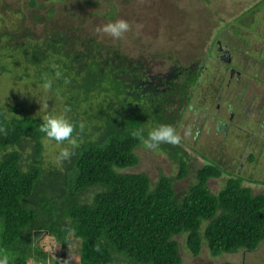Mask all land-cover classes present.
Segmentation results:
<instances>
[{
  "label": "trees",
  "instance_id": "trees-1",
  "mask_svg": "<svg viewBox=\"0 0 264 264\" xmlns=\"http://www.w3.org/2000/svg\"><path fill=\"white\" fill-rule=\"evenodd\" d=\"M23 1L33 10L27 17L49 24L36 32L3 17L0 76L25 78V87H37L46 73L53 80L47 90L51 102L62 110L67 105L68 117L84 127L75 130L80 143L68 159L60 165L45 163L40 116L23 113L20 101L0 104V247L8 251L10 264H27L30 257L52 259L36 242L40 232L59 243V259L67 257L68 237L79 238L78 264H180L178 235L195 257L202 241L212 256L257 249L264 240V192H252L240 176H228L212 192L206 183L223 170L205 162L179 195L172 183L186 175L188 158L180 142H162L157 148L177 163L173 175L160 174L152 182L144 172L121 171L138 163L135 150L141 145L127 130L141 125L147 130L158 122L176 126L177 109L169 113L166 106L176 95L188 101L201 66L186 65L179 84L167 81L166 98L165 93L159 98L135 93L149 79L144 71L148 61L133 60L118 41L64 28L53 20L52 8L37 12L44 8L39 0ZM10 3L3 5L9 8ZM21 7L14 12L23 18ZM104 14L113 18L114 4ZM168 53L158 68L175 66ZM58 69L62 76L55 78Z\"/></svg>",
  "mask_w": 264,
  "mask_h": 264
},
{
  "label": "rangeland",
  "instance_id": "rangeland-1",
  "mask_svg": "<svg viewBox=\"0 0 264 264\" xmlns=\"http://www.w3.org/2000/svg\"><path fill=\"white\" fill-rule=\"evenodd\" d=\"M16 1L0 0V29H3L1 26L3 17L13 19L16 24L28 25L36 32L49 24L34 23L32 18L26 16H30L29 13L33 14L32 8L26 7L23 0L19 4H16ZM256 1L259 0H100L99 3L83 5L82 0H39L44 4V8H37V12L43 15L47 8H52L53 20L64 28L68 25L71 26L70 29L76 31L77 27V32L85 31L107 41L109 39L118 41L130 58L141 63L148 61L144 63L146 67H158L160 57L167 55L168 52L170 54L168 58L174 59L171 62L177 65L182 62L184 67L194 65L197 61H204L206 68L201 76L204 79L197 82L190 103H185L176 120V126L173 124L181 137L180 143L184 146L188 158L186 175L174 179L172 186L180 195L195 180L196 169L203 163L211 161L220 166L223 172L219 177L208 179L206 185L210 191H218L228 176L238 175L244 185L251 187L252 192L263 193L264 125L260 126L259 123L264 114V59L259 62V59L248 57L247 52L258 57L256 51L264 48L263 40L260 38V34L264 32L262 10L264 8L261 7L258 13L253 12L254 7L245 9ZM8 2H11L10 7L5 8L3 4ZM110 3L114 4L116 15L109 19L123 18L130 25L129 30L121 38L113 39L100 30V26L108 20L104 13ZM17 7L23 9V18L21 14L14 12ZM69 10L76 16L68 17ZM250 24L252 26H249ZM213 32L221 39L230 36L233 43L231 45H234L232 48L234 58L249 77L255 79L253 74L258 76V81L251 80L258 85L257 94L253 91H244L239 96L237 93L241 92V86H238L240 80L229 78L223 75L222 71L217 72L218 69H222L220 60L208 54L211 50L210 42L214 37ZM212 51L217 50L213 48ZM241 77L243 78V75ZM25 80L28 81L25 78L15 79L8 74H2L0 104L10 105L14 100L20 101L23 113L29 112L38 116L45 111H62L55 102H51L50 93L41 85L34 87L30 84L25 87ZM252 93L256 96L252 97ZM45 97L47 107L44 104ZM226 102H231L233 106L234 116L231 121L227 119L229 113L226 110ZM216 103L219 105L216 106ZM176 105L173 103L169 106L168 112L176 108ZM246 113H249V116H246ZM219 118L227 121L230 127L228 126L226 130L217 127L215 121ZM43 144L45 163L51 161L55 165L54 154L66 145L47 139ZM135 153L138 156V163L121 171L144 172L152 182L160 174L173 175L178 171L177 163L161 150H149L139 145ZM86 195H89V191ZM175 238L179 245L180 264H220L225 261L233 264H264V240L254 251L221 252L216 256L210 255L206 243L202 241L200 253L195 257L184 248L182 235ZM36 242L49 257H52V249L55 247L53 255L60 258V245L52 236L40 232ZM80 244L79 238L68 237L66 256L71 257L69 264H78ZM27 264L43 262L30 257Z\"/></svg>",
  "mask_w": 264,
  "mask_h": 264
},
{
  "label": "clouds",
  "instance_id": "clouds-1",
  "mask_svg": "<svg viewBox=\"0 0 264 264\" xmlns=\"http://www.w3.org/2000/svg\"><path fill=\"white\" fill-rule=\"evenodd\" d=\"M129 22L123 18L108 19L103 25L100 26V30L109 35L113 39L121 38L129 30ZM62 76L61 70L54 72L55 78ZM67 78L65 77V80ZM42 88L48 90L52 88L53 80L46 73L41 74ZM55 94L59 98V90H55ZM47 97L44 99L45 107L47 104ZM68 106L65 105L62 111H45L40 115V131L43 133L45 139L49 141H55L57 144H65L58 152L55 153L53 162L60 164L62 161L69 158L74 150L80 143L78 138L79 132L76 129L83 130V124L77 123L70 119L67 115ZM128 134L138 141L141 145L149 150H155L159 144L171 143L176 144L180 142V135L177 133L176 128L169 123L158 122L145 129L144 126H135L127 130ZM55 248V247H54ZM52 259H44L43 264H54V261L58 260V264H69L71 260L70 256L63 259H59L53 255ZM10 255L8 251L0 247V264H10ZM232 263V262H231Z\"/></svg>",
  "mask_w": 264,
  "mask_h": 264
},
{
  "label": "flooded vegetation",
  "instance_id": "flooded-vegetation-1",
  "mask_svg": "<svg viewBox=\"0 0 264 264\" xmlns=\"http://www.w3.org/2000/svg\"><path fill=\"white\" fill-rule=\"evenodd\" d=\"M263 1L264 0L256 1L255 3L245 7V9L247 8V10H248L250 7H254L253 12L258 13L261 11L260 10L261 7L264 8V3H262ZM262 10L264 11V9H262ZM249 26H252V24H250ZM213 34H214L213 40H212V42H210L211 43V50L213 48H215L218 52L217 51L211 52V50H210V51H208V54L211 56L213 55L214 58H217L220 60V62L222 64V67H221L222 69H218L217 72L222 71L221 73L223 75H227V77H229V78L233 77L236 79V81L240 80V82H238L239 83L238 86H241V92L237 93L239 96L241 94H243L242 92H244V91H250V92L253 91L257 94L258 93V87H257L258 85L251 82V80L258 81V79H257L258 76L253 74L255 79L249 77V74L246 73V71L241 68V66L239 65V62L234 58V56L232 55V53H233L232 48L234 47V45H231L233 43L231 42L230 36H228L227 38L221 39L220 37H218V35L216 33L213 32ZM260 38H262V40H263L262 44L264 45V32H262L260 34ZM221 40H222V42H221ZM224 42H226V43H224ZM221 43H224V44H221ZM256 52H257L258 57H254L252 55V53L247 52L248 57L254 58V59H259V62H260V60L264 59V48L261 47L260 50L256 51ZM160 59H162V57H160ZM193 66L194 67L201 66V68H200L198 75H196L195 83L192 84V86H190V96H189L188 101L185 100L184 98H177V95H176L175 102H171L168 106H166V108H168L173 103L177 104L176 108H174V109H177V111L175 113V118H174L173 123L179 118L180 111L182 112L185 103H190L191 96L193 95V89L197 86V82H200V80L204 79V77L202 78L201 76H203V71L206 68V63L204 61H197V64L195 62L194 65H189V67H193ZM186 68L187 67L184 68V66H182L181 64L177 65L176 63H175L174 67L173 66H166V65H164V67H159V68L158 67H155V68L145 67L144 71L147 73L149 79L144 80V82L142 83V86L138 87L139 89L138 88L134 89L133 91L135 93H138V92L143 93V94L148 93V95L151 94V96H155V98H159L160 94H164L166 92V90L169 88L168 85L166 84L167 81H171V79H176V81H178V84H179V82L181 83V81L183 80V76H184L183 71L186 70ZM242 75H243V78L241 77ZM244 76L245 77L247 76V77L244 78ZM229 78H228V81H229ZM236 81L234 82L235 84H236ZM253 88H254V90H253ZM255 93H252V97L256 96ZM165 98H166V93H165ZM216 98H217V96H216ZM163 102H165V100ZM216 104H217L216 106L219 105L218 103H216ZM226 106H227L226 110L229 113V118H227V119H228V121H231L233 119V116H234V111H232L233 110L232 109L233 108L232 103L226 102ZM239 109L245 110V109H241V108H239ZM173 110H171L170 112H172ZM246 116H249V113H246ZM215 125L221 129H223V130L228 129V126L230 127V124L227 121H223L221 118H219V120L215 121ZM259 125L260 126L264 125V114H263V118H262L261 122L259 123ZM237 127H239V126H237ZM185 154H186V152H185Z\"/></svg>",
  "mask_w": 264,
  "mask_h": 264
}]
</instances>
